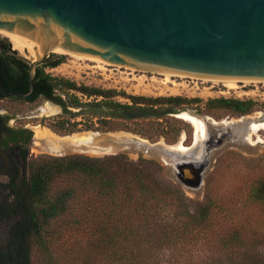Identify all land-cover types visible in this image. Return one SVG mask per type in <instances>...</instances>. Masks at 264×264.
<instances>
[{"label":"trees","instance_id":"1","mask_svg":"<svg viewBox=\"0 0 264 264\" xmlns=\"http://www.w3.org/2000/svg\"><path fill=\"white\" fill-rule=\"evenodd\" d=\"M63 63L64 55L51 54L37 67L35 93L29 98L8 97L60 105L63 112L50 127L62 135L77 131L81 123L72 122L77 117L97 118L86 129L107 132L121 129L118 120L132 121L116 118L114 113L134 110L139 104L148 103L152 108L168 104L167 108L181 112L185 105L200 101L179 96L164 100L127 96L46 71ZM0 65L6 91H29L30 63L12 54L9 43L0 44ZM121 95L133 105L115 100ZM207 105L237 116L264 109L252 99L216 98ZM169 124L175 130L176 124ZM140 131L155 137L151 129L142 127ZM165 134L173 143L169 133ZM163 170L156 160L140 157L134 161L125 154L44 156L27 161L18 183L10 185L9 194L0 196V225H7L0 264H36L37 254L47 264H161L164 256L171 259L169 264H188L185 261L201 248L212 254L222 251L223 247L213 244V239L223 241L214 228L215 216L224 211L221 201L208 190L203 202L192 203L179 185L163 176ZM250 197L255 204L264 203V179ZM229 241L244 245L246 240L236 231ZM200 264L225 262L203 260Z\"/></svg>","mask_w":264,"mask_h":264},{"label":"water","instance_id":"2","mask_svg":"<svg viewBox=\"0 0 264 264\" xmlns=\"http://www.w3.org/2000/svg\"><path fill=\"white\" fill-rule=\"evenodd\" d=\"M0 34L11 42L14 55L30 63L28 92L5 91L0 67V88L8 97H31L37 67L56 52L264 88V0H0ZM21 37L36 43L37 59L13 48ZM188 111L208 118L202 111ZM179 113L149 107L114 115L136 120L178 118ZM207 125L201 151L180 154L163 146L167 158L174 157L167 167L171 177L192 192L204 187L214 154L228 144L245 145L250 129L249 124L243 132L236 125L222 128L208 120ZM156 144L148 141L147 146ZM137 151L156 156L148 149Z\"/></svg>","mask_w":264,"mask_h":264},{"label":"rangeland","instance_id":"3","mask_svg":"<svg viewBox=\"0 0 264 264\" xmlns=\"http://www.w3.org/2000/svg\"><path fill=\"white\" fill-rule=\"evenodd\" d=\"M8 41L0 34V41ZM65 56V63L56 68H47L46 71L56 77H64L78 84H85L88 86H97L104 89H116L118 92L125 93L127 96H138L153 100H164L170 97H183L188 100L199 99L197 103L185 105V111L199 110L205 115L209 116L216 122L223 121H238L241 116L234 115L229 111L217 108H208V101L216 98H235L240 100L252 99L264 106V88L258 87L257 92L249 95H242L239 91L228 93L229 89L225 87L224 83H216L214 81H204L202 79L187 76L185 78L173 77L172 82L167 81L165 76H162L156 71L141 70L130 67H123L107 63L106 65L98 63L100 60H80L71 57L68 54L56 53ZM188 81L191 83L189 88L183 89L179 83ZM194 81V82H193ZM199 83L200 89L196 87L195 83ZM224 84V85H223ZM195 86V87H194ZM211 86H215L213 91H210ZM194 87V88H192ZM208 87V88H205ZM255 88V86H252ZM257 88V87H256ZM212 89V88H211ZM230 90V89H229ZM215 91V93H214ZM217 91V92H216ZM213 92V93H212ZM82 96L81 94H78ZM85 100V98H83ZM87 99V101H92ZM115 100L122 104L133 105L131 99L117 96ZM50 101L39 99L34 103L26 102L16 98H5L0 102V110L5 116L13 119L19 127L28 128L33 132V141L29 148V161L39 159L44 156L66 155H85L90 157H105L112 153L125 154L129 159L137 161L140 157L153 159L163 166V176L174 182L168 170V165L163 159L156 156H149L142 151H131L129 149H109L99 150L101 152L90 153L86 151L73 150L64 153H55L51 148L49 140L40 139L37 130L40 127H45L54 131L50 124L58 120V116L62 114V109L54 114L45 112ZM55 105V104H54ZM57 105V104H56ZM60 107V106H58ZM141 108L152 107L150 104H139L134 106V110ZM155 108H167L168 104H161L154 106ZM75 111H77L75 109ZM260 113L257 121H264V109L258 108L252 114ZM176 120V121H175ZM80 122L76 132L73 133H87V132H126L133 136L146 139L151 143L165 142L169 145L178 144L180 139L184 137L186 148L193 145L195 141V130L193 126L183 119L174 116H165L162 119L146 118L132 121L118 120V127L121 129L113 131H95L87 130L90 121L97 122V118L92 116L77 117L72 122ZM172 122L176 124L175 130L170 128ZM161 124V125H160ZM126 126V127H125ZM125 127V128H124ZM145 127L146 130H152L155 137L152 139L149 135H145V131H140V128ZM169 127V129H168ZM127 128V129H126ZM163 128H165L163 131ZM179 131V132H178ZM55 132V131H54ZM169 133L174 142L170 143L166 140V134ZM58 135H62L55 132ZM72 133V134H73ZM150 134V133H148ZM264 140V130L259 133ZM70 135V134H69ZM105 137V134H101ZM257 138L254 139L256 141ZM107 144L102 143L105 147ZM52 149V150H51ZM68 153V154H67ZM264 179V142L256 145H240L228 144L218 152H216L212 159V165L205 178V185L199 192H191L185 190L178 184L191 199L192 203L199 204L204 201L206 192L209 190L211 195L221 201L224 211L215 216L214 228L223 237V241L213 239V244L219 248L223 247L217 254L201 248L193 257L185 261L188 264H200L203 260H224L225 264H264V203L255 204L251 200V191L258 184L260 180ZM7 225H0V244L3 243ZM239 231L242 237L245 238V243L233 245L229 239L234 232ZM255 232V235L253 233ZM252 235V236H251ZM253 239V240H252ZM250 241V242H249ZM216 242V243H215ZM215 251V250H214ZM36 264H47L43 257L39 254L36 256ZM171 259L164 256L161 259V264H169ZM174 262V261H173Z\"/></svg>","mask_w":264,"mask_h":264},{"label":"bare ground","instance_id":"4","mask_svg":"<svg viewBox=\"0 0 264 264\" xmlns=\"http://www.w3.org/2000/svg\"><path fill=\"white\" fill-rule=\"evenodd\" d=\"M35 46H36L35 42L21 37L13 45V48L19 50L23 56L27 57L30 60H33V59H37L39 56L38 52L35 49ZM26 49L29 50V54H26L25 52ZM65 54H68L71 57L80 60H89L88 58H91L94 60L96 59L101 61V62L96 61L98 63H102L104 65L107 64V62L95 57L85 56L77 53H65ZM156 72H158L162 76H165L166 80L170 82H172L171 78L173 77H181V78L187 77L186 75H179V74H173V73H167L161 71H156ZM199 79H202L207 82L214 81L216 83H224L230 90H236L238 89L239 86L236 83L217 81V80H211L205 78H199ZM45 112L48 114H54L56 112H59V107L52 103H49ZM258 115H260V113H255V115H251V116H245L243 118H240L238 121L232 120L229 122L228 121L216 122L212 120L209 116L208 118H205V117L197 116L189 111L180 112L178 114V118L183 119L187 123L191 124L195 130V141L193 145L189 148H186L185 146L184 137L180 139L178 144L168 146V144L166 145L165 142L162 143L160 142L157 143L156 145H153L154 147L150 149V147L147 146L148 141L146 139L140 138L138 136L131 137L132 135L126 132L107 133L105 134V137H101L100 136L101 134L96 132H87L83 134L73 133L66 136H60L51 129L40 127L38 128L37 133L40 139L49 140L52 143L51 148L55 153H64L73 150L95 153V152H101L99 150L109 151V149H117V148L129 149L131 151L143 150L144 152H146V150L148 149L149 153H153L157 157L163 159V161H165L169 167L170 165L172 166L170 160H174V157L168 159L163 152L164 150L163 146H167V148L175 152H179L180 154L182 153V154L190 155L192 150H197V149L201 151L202 150L200 146L201 143L208 138L207 120L211 122L213 125L222 128L235 126V125L239 126L240 127L239 130H242V132L245 131L246 124L247 125L249 124L250 125L249 132L245 134V142H244L245 145L246 144L256 145L258 143L264 142L262 136L259 134L260 131L264 130V121H257ZM255 138H257L256 141H254ZM103 142L107 144L105 147L101 146ZM197 153L198 152H196L195 154ZM64 155L66 154H62L58 156H64ZM192 194H194V192Z\"/></svg>","mask_w":264,"mask_h":264},{"label":"flooded vegetation","instance_id":"5","mask_svg":"<svg viewBox=\"0 0 264 264\" xmlns=\"http://www.w3.org/2000/svg\"><path fill=\"white\" fill-rule=\"evenodd\" d=\"M6 43L7 42L5 40L0 41V44L2 46H4ZM5 50L6 49H3V51ZM9 50H10V43H9ZM1 75H2V68H1ZM1 80H2V76H1ZM224 86L226 87V85ZM1 94L5 96L0 88V102L4 101L5 98H8V96L1 97ZM60 108L62 109L61 106ZM7 117L8 116H5L3 112H1L0 110V196L1 197H4L11 192L10 185L12 183L14 182L18 183L20 176L22 175L25 163L30 160L29 148H30V143H32L33 141L32 140L33 132L31 130H29L28 128L19 127L18 124L15 121H13V119Z\"/></svg>","mask_w":264,"mask_h":264},{"label":"built area","instance_id":"6","mask_svg":"<svg viewBox=\"0 0 264 264\" xmlns=\"http://www.w3.org/2000/svg\"><path fill=\"white\" fill-rule=\"evenodd\" d=\"M194 82V81H193ZM180 85H181V88H183V89H186V88H189L190 86H191V83L190 82H188V81H185L184 83H179ZM196 84V87L198 88V89H200V87H199V83L197 82V83H195ZM239 86H238V89H236V90H227V92L228 93H230V92H232V91H234V92H237V91H239L240 93H242V95H249V94H251V93H253V92H257L258 90H259V88L257 87H252V86H249V85H242V84H238ZM195 87V86H194ZM194 87H192V88H194ZM215 86H211L210 88H208V87H205V88H208V89H210V91H213V88H214ZM212 88V89H211ZM217 92V91H216ZM213 93V92H212ZM214 93H215V91H214Z\"/></svg>","mask_w":264,"mask_h":264}]
</instances>
